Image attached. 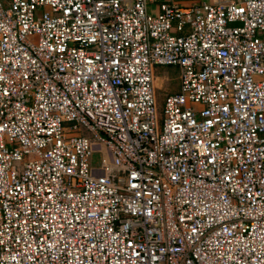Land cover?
Returning <instances> with one entry per match:
<instances>
[{
  "label": "built area",
  "instance_id": "built-area-1",
  "mask_svg": "<svg viewBox=\"0 0 264 264\" xmlns=\"http://www.w3.org/2000/svg\"><path fill=\"white\" fill-rule=\"evenodd\" d=\"M0 264H264V0H0Z\"/></svg>",
  "mask_w": 264,
  "mask_h": 264
},
{
  "label": "rangeland",
  "instance_id": "rangeland-1",
  "mask_svg": "<svg viewBox=\"0 0 264 264\" xmlns=\"http://www.w3.org/2000/svg\"><path fill=\"white\" fill-rule=\"evenodd\" d=\"M163 70L164 76H161L160 74H157L155 77V86H156V105L158 110L161 109L162 107V100H163V95L166 93H171L176 91V82L177 80L175 79L177 75V69L174 66H160L158 70ZM161 85V87H159ZM98 155L94 153L93 156V164L97 165L98 164Z\"/></svg>",
  "mask_w": 264,
  "mask_h": 264
},
{
  "label": "crops",
  "instance_id": "crops-1",
  "mask_svg": "<svg viewBox=\"0 0 264 264\" xmlns=\"http://www.w3.org/2000/svg\"><path fill=\"white\" fill-rule=\"evenodd\" d=\"M162 0H146V8L149 12H156L158 9V4L161 2ZM179 5L181 6H185V5H189V4H194V3H198L199 1H210V0H175ZM160 68V67H159ZM157 74H160L161 76H164V72L163 70H158V68H156L154 70V76L156 77ZM166 75V74H165ZM155 79V78H154ZM175 79L177 80V75L175 77ZM154 84H155V80H154ZM176 84V89L178 87V81L175 83ZM161 87V85L159 86ZM156 88V86H155ZM156 91V89H155Z\"/></svg>",
  "mask_w": 264,
  "mask_h": 264
}]
</instances>
